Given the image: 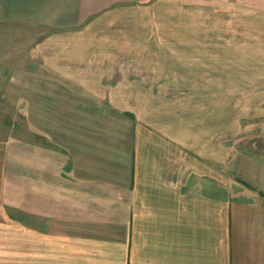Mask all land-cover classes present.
Returning <instances> with one entry per match:
<instances>
[{"label": "crops", "instance_id": "crops-1", "mask_svg": "<svg viewBox=\"0 0 264 264\" xmlns=\"http://www.w3.org/2000/svg\"><path fill=\"white\" fill-rule=\"evenodd\" d=\"M168 2L0 0V24L64 39L61 59L46 64L51 74L6 83L33 135L29 145L19 133L0 138V264H264V161L200 137L150 104L169 98L166 87L156 94L129 74L158 69L157 81L170 84L177 69L193 68L194 46L182 39L192 31L168 27L171 13L139 10ZM239 14L244 30L248 16ZM263 16L255 13L256 28ZM206 49L207 67L238 61L239 76L248 52L256 68L264 60L263 44ZM67 61L93 75H52ZM104 68L122 69L125 80L104 87Z\"/></svg>", "mask_w": 264, "mask_h": 264}, {"label": "rangeland", "instance_id": "rangeland-1", "mask_svg": "<svg viewBox=\"0 0 264 264\" xmlns=\"http://www.w3.org/2000/svg\"><path fill=\"white\" fill-rule=\"evenodd\" d=\"M170 1L157 4L152 9L139 10L171 13L174 16L166 20L168 27L178 23V28L192 31L193 35H184L182 39L185 40L183 43L194 46L193 68L177 69L178 77L172 79L177 82L170 84L157 81L158 77L153 73L158 69H147L148 73L141 68L130 69L129 74L137 83L156 94L162 86L166 87L169 98L150 100V104L166 110L168 115L174 114L183 119L186 125L193 123L200 137L224 141L231 147L232 155L241 153L264 161V60L262 66L256 68L254 52H248L246 74L239 76L240 69L234 67L238 61L231 62L230 67H223L226 61L216 58L215 65L207 67L206 55L207 43L234 46L244 43L248 45V50L254 44L264 46V19L259 22L262 23L259 28H256L254 20L255 13L264 11V0H226L230 8L225 10L222 5L208 7L207 0ZM208 10H211L215 20L210 19ZM244 11L248 16L247 27L242 30L235 26L239 22V13ZM152 22L156 23L153 27L158 28L159 21ZM212 26L214 30L209 34L207 29ZM196 32L197 35L194 34ZM63 44L64 39L60 34L56 35L44 27L14 22L0 24V138H10L19 133L23 136L24 144H30L33 132L28 117L20 114L22 109L12 101L6 83L12 75L20 73L51 74L46 64L55 54L61 59ZM54 69L57 72L52 75L57 76H62L64 71H74L83 77L93 75V69L78 65L71 67L68 61ZM121 70L104 68V87L110 88L111 84H115L113 82L124 81L126 75ZM179 71L182 73L179 74ZM182 76L191 82L179 83L184 79Z\"/></svg>", "mask_w": 264, "mask_h": 264}]
</instances>
